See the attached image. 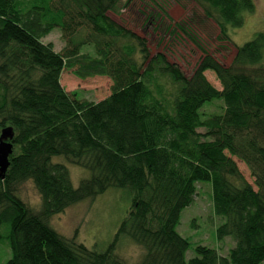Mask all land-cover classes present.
I'll return each mask as SVG.
<instances>
[{
	"label": "trees",
	"instance_id": "obj_1",
	"mask_svg": "<svg viewBox=\"0 0 264 264\" xmlns=\"http://www.w3.org/2000/svg\"><path fill=\"white\" fill-rule=\"evenodd\" d=\"M194 1L227 39L229 28L256 10L255 0ZM121 3L0 0V132L15 131L0 178V242L12 252L6 264H124L115 255L123 237L143 248L139 264H264V32L236 46L229 66L205 54L187 78L109 16ZM56 28L66 43L61 52L43 42ZM66 69L81 80L109 78L111 94L78 99L61 84ZM217 99L222 114L201 112ZM55 157L89 177L75 187ZM233 158L246 164L253 184ZM27 181L41 196L39 212L18 196ZM199 183H210L215 215L225 219L218 239L235 245L227 254L200 245L187 259L191 244L177 228ZM112 188L127 190L132 206L105 251L50 225L53 216Z\"/></svg>",
	"mask_w": 264,
	"mask_h": 264
},
{
	"label": "rangeland",
	"instance_id": "obj_2",
	"mask_svg": "<svg viewBox=\"0 0 264 264\" xmlns=\"http://www.w3.org/2000/svg\"><path fill=\"white\" fill-rule=\"evenodd\" d=\"M255 3V12L244 13L243 26L229 28L228 39L221 36L216 23L204 14L194 0H122L119 13H110L109 16L143 37L151 55L164 53L170 62L178 64L186 77L190 78L205 54H210L222 65L229 66L236 54V46H242L253 40L258 33L264 32V0H255ZM43 42L52 43L57 52H61L66 46L60 28L54 29ZM87 51L93 52L92 48L84 49V52ZM205 74L210 83L222 91L215 73L207 71ZM61 84L67 91L76 92L78 99L95 102L108 97L112 87V81L107 77L96 76L81 80L68 69L61 76ZM201 112L222 114L224 102L214 100L206 104ZM233 159L246 180L253 184L254 179L246 164L237 158ZM54 162L68 166L75 187L90 175L89 171L68 163L64 157H55ZM18 196L31 210L40 211L42 199L32 181L20 185ZM131 206L132 196L127 190L112 188L95 199H87L71 206L64 213L53 216L49 223L65 238L84 244L91 250L105 251L122 221L127 218ZM224 222L223 217L215 215L210 183L197 184L194 203L182 212L177 228L180 235L191 244L186 258H194L196 247L200 245L227 254L235 242L229 237L218 239L217 229ZM115 255L124 264H139L144 250L129 238L123 237L117 245ZM11 257L8 245L0 242V264H6Z\"/></svg>",
	"mask_w": 264,
	"mask_h": 264
},
{
	"label": "water",
	"instance_id": "obj_3",
	"mask_svg": "<svg viewBox=\"0 0 264 264\" xmlns=\"http://www.w3.org/2000/svg\"><path fill=\"white\" fill-rule=\"evenodd\" d=\"M15 131L13 127L4 128L0 135V178L4 179L10 166V156L14 152Z\"/></svg>",
	"mask_w": 264,
	"mask_h": 264
}]
</instances>
